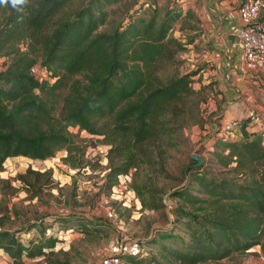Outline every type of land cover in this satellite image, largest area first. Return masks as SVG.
<instances>
[{"label": "trees", "instance_id": "obj_1", "mask_svg": "<svg viewBox=\"0 0 264 264\" xmlns=\"http://www.w3.org/2000/svg\"><path fill=\"white\" fill-rule=\"evenodd\" d=\"M74 1L78 0H30L23 22L13 11L15 25L1 37L8 44L32 37L43 46V56L38 62L36 56L16 48L11 60L2 63L0 172L10 157L45 160L62 147L69 149V128L78 127L103 135L114 149L128 152L110 166L111 188L134 165V148L142 153L145 147H158L170 130L175 131L177 119L192 111L196 94L192 82L198 71H180L178 54L191 41L170 35L181 16L178 5L168 7L160 18L156 12L149 17L134 13L124 23L114 24L110 16L115 10L110 6L123 0H80L69 14L66 7ZM38 63L48 70L44 79L30 74ZM76 75L86 82L82 84ZM101 121L106 123L99 125ZM237 130L238 138L216 135L213 149H208L211 162L234 177L203 173L194 162L187 166L190 181L173 192L201 212L188 215L177 209L188 240L161 243L182 263L218 261L255 246L264 255V129L250 131L242 121ZM43 174L27 169L17 179L29 183L33 175L39 182ZM12 188V181L0 176V192ZM77 222L76 228L83 232L96 228L79 218ZM33 227L31 223L27 230ZM20 230L0 229V250L9 255L10 264H23L24 257L44 255L55 245V237L24 243L17 235ZM138 257L127 259L136 262Z\"/></svg>", "mask_w": 264, "mask_h": 264}, {"label": "rangeland", "instance_id": "obj_2", "mask_svg": "<svg viewBox=\"0 0 264 264\" xmlns=\"http://www.w3.org/2000/svg\"><path fill=\"white\" fill-rule=\"evenodd\" d=\"M237 1L240 6L243 0ZM79 3L80 0L70 3L66 11L71 14ZM177 5L181 16L170 35L183 42L191 41L178 56L182 59L180 71H198L192 82L196 93L194 105L191 112L177 119L175 128L169 124L175 131L169 129L170 135L158 147H145L140 149L142 153L136 148L132 150L134 165L114 184L123 179L125 188L112 196L114 185L108 188V174L110 166L124 160L128 152H119L103 135L89 134L78 127L69 128L72 140L69 149L62 147L53 157L34 160L16 156L5 161L0 176L10 179L13 188L0 192V229H21L17 235L24 243L29 239L56 238L52 249L34 258L24 257L23 264H96L118 231L144 244L136 262L125 259L122 264H185L167 254L161 243L182 244L188 240L177 209L188 215L201 213L173 196L174 191L190 181L187 166L195 162L191 154L203 159L200 165L203 173L217 178L234 177L226 168L212 163L208 152L213 149L211 143L216 131L223 126L225 112L219 109L223 99L218 98V88L211 82H202L205 74L200 73V69L205 60L200 54L205 46L199 40L203 27L198 0H123L110 6L115 10L110 22L124 23L134 13L149 17L156 12L160 18L168 7ZM13 11L0 6V70L2 63L11 60L16 48L21 54L36 56L38 62L43 56V46L32 37L23 36L9 44L1 39L15 25L18 15ZM22 41L27 44L25 48ZM75 77L82 84L86 82L82 76ZM243 121L249 120L244 118ZM103 123L106 122L101 121L99 125ZM239 135L236 129L227 137L238 138ZM27 169L45 171V174L39 176V182L34 181L33 175H30L33 178L28 177L29 183L18 180ZM236 180L243 182V178ZM107 208L113 211L111 217L106 213ZM64 217L69 220L64 221ZM77 218L84 224L88 222L90 229L93 225L96 228L89 232L78 230ZM31 223L34 227L27 230ZM10 263L9 255L0 250V264ZM200 264H264V255L260 247L255 246L222 260Z\"/></svg>", "mask_w": 264, "mask_h": 264}, {"label": "crops", "instance_id": "obj_3", "mask_svg": "<svg viewBox=\"0 0 264 264\" xmlns=\"http://www.w3.org/2000/svg\"><path fill=\"white\" fill-rule=\"evenodd\" d=\"M237 0H198L203 33L200 42L205 50L200 54L205 65L203 83H213L223 99L222 122L243 119L249 105L255 106L261 122L246 121L250 131L264 129V72H243L242 47L237 37L241 27ZM223 123V124H224Z\"/></svg>", "mask_w": 264, "mask_h": 264}, {"label": "built area", "instance_id": "obj_4", "mask_svg": "<svg viewBox=\"0 0 264 264\" xmlns=\"http://www.w3.org/2000/svg\"><path fill=\"white\" fill-rule=\"evenodd\" d=\"M241 27L237 37L242 47L243 72L259 73L264 71V0H243L238 7ZM30 74L36 78L47 77V70L41 64L30 68ZM247 120L260 123L261 116L255 106L249 105L244 117ZM243 118V119H244ZM243 119H234L223 124L221 130L216 131L218 137H227L238 129ZM121 176V175H120ZM125 188L124 181L118 182L112 188V196ZM109 217L113 211L106 209ZM143 252V243L127 235L124 231H118L110 241L105 253L96 264H122L128 257H138Z\"/></svg>", "mask_w": 264, "mask_h": 264}, {"label": "clouds", "instance_id": "obj_5", "mask_svg": "<svg viewBox=\"0 0 264 264\" xmlns=\"http://www.w3.org/2000/svg\"><path fill=\"white\" fill-rule=\"evenodd\" d=\"M30 0H0V6H10L18 14V22H23Z\"/></svg>", "mask_w": 264, "mask_h": 264}, {"label": "water", "instance_id": "obj_6", "mask_svg": "<svg viewBox=\"0 0 264 264\" xmlns=\"http://www.w3.org/2000/svg\"><path fill=\"white\" fill-rule=\"evenodd\" d=\"M191 158H192L193 160H195V163L193 164L194 166H199V165H201L202 162H203V159H202V158L197 157V156H195L194 154H191ZM167 194H168V193H167ZM164 200H165V199H164Z\"/></svg>", "mask_w": 264, "mask_h": 264}]
</instances>
